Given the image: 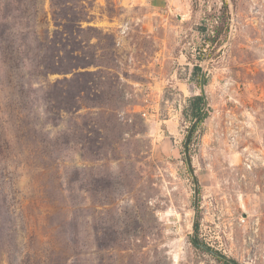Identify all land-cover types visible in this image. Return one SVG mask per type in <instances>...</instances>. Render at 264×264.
<instances>
[{"label":"rangeland","instance_id":"obj_1","mask_svg":"<svg viewBox=\"0 0 264 264\" xmlns=\"http://www.w3.org/2000/svg\"><path fill=\"white\" fill-rule=\"evenodd\" d=\"M196 66L195 236L264 264V0H0V264H232L191 239Z\"/></svg>","mask_w":264,"mask_h":264},{"label":"water","instance_id":"obj_2","mask_svg":"<svg viewBox=\"0 0 264 264\" xmlns=\"http://www.w3.org/2000/svg\"><path fill=\"white\" fill-rule=\"evenodd\" d=\"M200 90H201V95L203 97V108H202L200 114L194 119L193 123L191 124L189 131H188V134L186 136L185 142H184L185 158H186L188 167L190 169V172L193 176L194 185H195V204H194V213H193V221H192L193 234L191 236V239H192V242L194 244L201 246L205 250L215 254L216 256H218L220 258L227 260L228 262H231L232 264H235V262L232 259H230L229 257H226V256L214 251L212 248H210L204 244H201L195 236V231H196V227H197V213H198V209H199V200H198V198H199V182H198L197 176L195 174V170L193 169L192 159H191L190 150H189V143H190L193 131H194L197 123L205 115L207 108H208V98L206 95V71L204 69H202L201 75H200Z\"/></svg>","mask_w":264,"mask_h":264},{"label":"trees","instance_id":"obj_3","mask_svg":"<svg viewBox=\"0 0 264 264\" xmlns=\"http://www.w3.org/2000/svg\"><path fill=\"white\" fill-rule=\"evenodd\" d=\"M55 55V54H54ZM73 58V57H72ZM43 62H45V60H43ZM88 64H78L77 66H73L71 69H69L68 71L69 72H72V71H75V70H78L74 73V76L71 77V78H67L65 77L63 79V81L65 82H77L79 83L80 85L81 84H85V83H90L89 80L85 79L86 78V75H91V70L88 69L89 65L91 64V61L88 60L87 62ZM86 69V70H79V69ZM195 69L198 71H201V68L200 66H196ZM54 72H57V73H65L67 70H64V69H56V70H53ZM80 80V81H79ZM192 108L194 110V115L195 116H198L202 110V103H203V97L202 95H198V96H195L192 98ZM64 109L67 108L70 110V108L68 107H63ZM205 117V116H204ZM203 117V118H204ZM201 118V120L203 119ZM200 120V121H201ZM198 227V226H197ZM197 239L199 240V238L197 237ZM194 244V243H193ZM196 245V244H195ZM226 262V261H224ZM227 263V262H226Z\"/></svg>","mask_w":264,"mask_h":264},{"label":"built area","instance_id":"obj_4","mask_svg":"<svg viewBox=\"0 0 264 264\" xmlns=\"http://www.w3.org/2000/svg\"><path fill=\"white\" fill-rule=\"evenodd\" d=\"M125 27H127V26H125ZM125 31H126V28H123L122 32H125ZM248 166H250V164H248Z\"/></svg>","mask_w":264,"mask_h":264}]
</instances>
